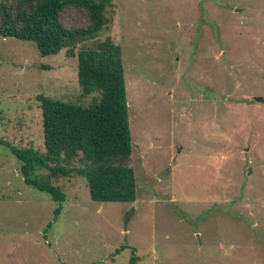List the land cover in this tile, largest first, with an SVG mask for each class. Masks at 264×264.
Returning <instances> with one entry per match:
<instances>
[{"label": "rangeland", "instance_id": "374dc122", "mask_svg": "<svg viewBox=\"0 0 264 264\" xmlns=\"http://www.w3.org/2000/svg\"><path fill=\"white\" fill-rule=\"evenodd\" d=\"M112 3L102 37L122 51L136 200L92 201L78 162L51 181L58 215L25 185L11 148L44 154L37 97L96 94L78 85V47L42 57L0 36V264H264V0Z\"/></svg>", "mask_w": 264, "mask_h": 264}, {"label": "trees", "instance_id": "16d2710c", "mask_svg": "<svg viewBox=\"0 0 264 264\" xmlns=\"http://www.w3.org/2000/svg\"><path fill=\"white\" fill-rule=\"evenodd\" d=\"M112 5V0L0 1L1 37L34 43L42 57L62 50L73 56L78 47V85L83 95L96 94L88 107L38 96L44 154L11 148L21 162L23 182L50 196L55 215L65 195L51 181L68 177L73 162L81 164L76 172L86 180L92 201L136 200V179L128 165L132 141L122 51L109 35L102 37L111 25L107 11ZM67 9L81 11L84 25L67 26L62 20Z\"/></svg>", "mask_w": 264, "mask_h": 264}, {"label": "water", "instance_id": "95a60500", "mask_svg": "<svg viewBox=\"0 0 264 264\" xmlns=\"http://www.w3.org/2000/svg\"><path fill=\"white\" fill-rule=\"evenodd\" d=\"M255 101H258L260 103H264V99L262 98H256ZM163 175H160L158 178H161Z\"/></svg>", "mask_w": 264, "mask_h": 264}]
</instances>
